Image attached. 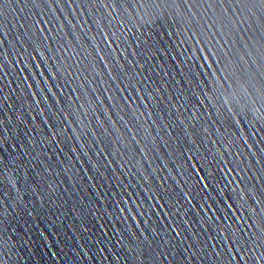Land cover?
<instances>
[{"label":"water","instance_id":"obj_1","mask_svg":"<svg viewBox=\"0 0 264 264\" xmlns=\"http://www.w3.org/2000/svg\"><path fill=\"white\" fill-rule=\"evenodd\" d=\"M0 264H264V122L146 151L0 165Z\"/></svg>","mask_w":264,"mask_h":264}]
</instances>
